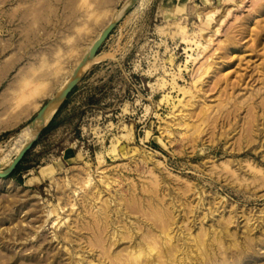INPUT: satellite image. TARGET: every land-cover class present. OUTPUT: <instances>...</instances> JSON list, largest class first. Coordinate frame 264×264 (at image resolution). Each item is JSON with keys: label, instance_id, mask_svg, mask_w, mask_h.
Masks as SVG:
<instances>
[{"label": "rangeland", "instance_id": "obj_1", "mask_svg": "<svg viewBox=\"0 0 264 264\" xmlns=\"http://www.w3.org/2000/svg\"><path fill=\"white\" fill-rule=\"evenodd\" d=\"M130 1L0 0L2 172ZM56 112L0 179V264H264V0L135 2Z\"/></svg>", "mask_w": 264, "mask_h": 264}, {"label": "bare ground", "instance_id": "obj_2", "mask_svg": "<svg viewBox=\"0 0 264 264\" xmlns=\"http://www.w3.org/2000/svg\"><path fill=\"white\" fill-rule=\"evenodd\" d=\"M133 2H134V0H132V1H130L128 4H127V8L125 9V11H124V14L129 10V8H130V6L133 4ZM197 12H200L199 10H197ZM123 14V15H124ZM122 15V16H123ZM121 18V17H120ZM120 18H118V19H116V20H113L112 22H114V21H117V20H119ZM212 20H213V18H212V16L210 15V16H208L207 17V19H206V22L204 23V25H206V26H209L210 24H211V22H212ZM111 22V23H112ZM110 23V24H111ZM109 26V25H108ZM209 42H211V40L209 39ZM95 44V43H94ZM93 44V45H94ZM91 47V46H90ZM206 47H204L203 48V52L206 50L205 49ZM91 49V48H90ZM88 51H90V50H88ZM85 53H87V52H85ZM89 54V53H88ZM87 54V55H88ZM86 55V54H85ZM86 55V56H87ZM85 56V57H86ZM96 58V57H95ZM84 60V59H83ZM82 60V61H83ZM92 61V60H91ZM91 61H89L82 69H81V71H80V73H79V75L78 76H80L81 74H83V72H84V70L86 69V67L90 64V62ZM220 61V60H219ZM81 64V63H80ZM80 66V65H79ZM78 66V67H79ZM217 66V65H216ZM77 67V68H78ZM76 68V69H77ZM76 71V70H75ZM74 75H75V72H74V74H73V76L71 77V79H70V81L64 86V88L55 96V97H53L49 102H48V104L50 103V105H49V107H48V109L44 112V113H42L40 116H39V118L37 119V117H38V115H39V113L45 108V107H47L48 106V104L46 105V106H44L43 108H42V110H40V112L38 113V115H37V117L35 118V120L32 122V124L30 125V127L28 128L27 127V130H25V133H24V131L22 132L24 135V137H25V140H27V141H33V139L35 140V138H37L36 136H38L39 135V133L41 132V130L47 125V123L51 120V118L53 117V115L55 114V112H56V110H58L59 109V107H60V105H61V103H62V101H63V96H64V93H65V91L67 90V88L69 87V85L71 84V82H72V80H73V77H74ZM199 104V103H198ZM190 105V104H189ZM191 106V105H190ZM193 106V105H192ZM195 106V105H194ZM181 111V110H180ZM181 113V112H180ZM188 115H189V113H188ZM187 117V116H186ZM184 122V121H183ZM22 136V135H21ZM21 136H19L20 137V139H21ZM23 140H24V138H23ZM24 140V141H25ZM31 141V142H32ZM30 142V143H31ZM18 143H20V142H18ZM22 143V142H21ZM29 143V144H30ZM28 144V145H29ZM24 145V144H23ZM24 146H26V144L24 145ZM17 147V146H16ZM27 147V146H26ZM23 149H25L24 147H23ZM17 150V149H16ZM22 151V150H21ZM20 152V151H19ZM18 152V153H19ZM11 154V153H10ZM20 154V153H19ZM9 155V154H8ZM7 156V155H6ZM19 156V155H18ZM4 158H5V156H3ZM3 157L1 158V159H3ZM7 157H9V156H7ZM6 157V160H4V162L5 161H7V158ZM0 161H2V160H0ZM3 163V162H2ZM1 164V163H0ZM5 164H8V163H5ZM1 166H3V165H1ZM10 169V168H9ZM9 169L7 170V171H5V172H2L1 170H0V172L2 173V174H7V173H9ZM55 171V169L53 168V167H47V168H43L42 169V171H41V173H42V175H46L47 173H53ZM49 175V174H48ZM45 178V177H44ZM0 179H3V178H0ZM32 179L29 181V183H32ZM92 185V179H91V177H86L85 179H84V183H83V187H84V189H87V188H90V186ZM76 193V195H77V192H75ZM151 206V205H150ZM106 211V210H105ZM105 213V212H104ZM103 213V217H104V219L105 220H108V217H106V216H108L106 213L104 214ZM169 227V226H168ZM107 228V227H106ZM167 233V232H166ZM149 235V234H148ZM154 236V235H153ZM207 235L206 234H204V235H202V236H200V238H196L197 239V245H198V247H199V245L200 246H203V247H207L208 246V243H207V240L205 239V237H206ZM100 238V237H99ZM188 240V239H187ZM186 240V241H187ZM185 241V240H184ZM192 241V240H191ZM169 242V241H168ZM112 245V244H111ZM208 249V248H207ZM150 250H152V251H150ZM153 250H154V247H153V245L152 244H148V246L146 245H143V244H140V243H138V244H132L131 245V252H129L126 256L125 255H121V254H116V259H117V263L116 264H168V261H167V259L165 260V258H166V255H165V253H160L161 255H160V257L159 258H157V260L155 259V260H153L152 259V252H153ZM108 251V250H107ZM159 251V250H158ZM161 251V250H160ZM179 250H178V254H179ZM173 253V252H172ZM208 253V250H206V254ZM170 255V254H169ZM177 257V256H176ZM184 259H189V256L188 255H186L185 254V256H184ZM175 261V260H174ZM176 261H177V258H176ZM178 262V261H177ZM210 262H212V259H211V257H210V255H209V253L207 254V257H206V259L204 260V262L202 261V263L203 264H209Z\"/></svg>", "mask_w": 264, "mask_h": 264}, {"label": "water", "instance_id": "obj_3", "mask_svg": "<svg viewBox=\"0 0 264 264\" xmlns=\"http://www.w3.org/2000/svg\"><path fill=\"white\" fill-rule=\"evenodd\" d=\"M139 0H134L133 4L135 2H137ZM132 4V5H133ZM132 5L130 6V8L132 7ZM129 8V10H130ZM128 10V11H129ZM127 11V12H128ZM125 15V14H124ZM123 15V16H124ZM123 16L117 20L112 22L111 24H109V26L102 32L101 36L99 37V39L95 42V44L92 46V48L90 49L89 54L84 58V60L81 62L80 66L76 69L75 71V75L73 77V80L71 82V84L69 85V87L67 88V90L64 93L63 96V101L59 107V109L61 108V106L63 105V103L65 102V100L67 99V97L70 95V93L75 89V87L77 86V84L79 83L81 76H78L81 69L91 60L95 59V57L98 55V52L100 50V48L102 47V45L107 41V39L109 38V36L111 35V33L113 32V30L115 29V27L117 26V23L123 18ZM84 73V72H83ZM50 103L48 104L47 107H45L38 115L37 119L39 118V116L44 113L48 107H49ZM58 109V110H59ZM57 110V112H58ZM56 112V113H57ZM47 127V126H46ZM44 127L41 132L39 133V135L37 136V138L35 140H33L22 152L21 154L15 158L12 166L9 169V173L7 174H2L0 172V178H5L7 176H9L10 174H12L14 172V170L17 168V166L20 164V162L22 161V159L24 158V156L27 154V152L32 148V146L34 145V143L37 141L38 137L41 135V133L43 132V130L46 128Z\"/></svg>", "mask_w": 264, "mask_h": 264}, {"label": "trees", "instance_id": "obj_4", "mask_svg": "<svg viewBox=\"0 0 264 264\" xmlns=\"http://www.w3.org/2000/svg\"><path fill=\"white\" fill-rule=\"evenodd\" d=\"M52 123V122H51ZM51 123H50V125H51ZM50 125L48 126V128L50 127Z\"/></svg>", "mask_w": 264, "mask_h": 264}, {"label": "crops", "instance_id": "obj_5", "mask_svg": "<svg viewBox=\"0 0 264 264\" xmlns=\"http://www.w3.org/2000/svg\"><path fill=\"white\" fill-rule=\"evenodd\" d=\"M47 167H50V166H47ZM47 167H45V168H47Z\"/></svg>", "mask_w": 264, "mask_h": 264}]
</instances>
